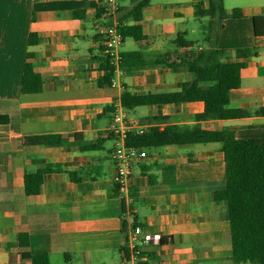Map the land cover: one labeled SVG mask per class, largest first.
<instances>
[{"label":"crops","instance_id":"1","mask_svg":"<svg viewBox=\"0 0 264 264\" xmlns=\"http://www.w3.org/2000/svg\"><path fill=\"white\" fill-rule=\"evenodd\" d=\"M99 1L0 0V264H30L22 253H47L50 264H129L122 221L130 219L144 233L159 235L140 244L143 264H243L231 256L225 202L212 197L225 185L220 141L145 147L147 156L131 168L130 201L117 192L114 140L106 128L122 90L176 91L192 76L152 65L124 70L115 86L98 85V28L109 20L103 11L96 17ZM196 1L150 0L138 21L145 38H122L120 53L139 50L153 58L173 50L181 32L201 44L203 36L187 37L190 18L204 21L194 16ZM229 1L225 6L222 0L226 16L217 47L244 65L238 87L223 93L224 106L249 114L197 120L203 103L196 100L124 108L135 129L197 124L236 138L264 137V113L256 111L264 108V35L254 34L252 21L264 15V0ZM131 6L132 0H119L116 15ZM234 8L241 16L230 14ZM30 33L37 43L28 45ZM238 49L248 52L240 56ZM27 51L42 77L38 92L20 90ZM40 134H58L63 143L29 140ZM36 171L42 173L41 190L27 194L23 176ZM19 234L28 244H18Z\"/></svg>","mask_w":264,"mask_h":264},{"label":"trees","instance_id":"2","mask_svg":"<svg viewBox=\"0 0 264 264\" xmlns=\"http://www.w3.org/2000/svg\"><path fill=\"white\" fill-rule=\"evenodd\" d=\"M149 2L150 0H132L128 13L117 16V28L123 38H145L146 35L138 21ZM101 14L102 9L98 8L96 17ZM230 14L239 17L242 13L234 8ZM194 16L205 19L200 24L203 34L201 44H196L185 37V32H181L172 40L175 46L173 50L158 53L153 58L145 57L139 50L120 53L122 70L160 65L173 71L186 70L192 78L181 82L180 89L176 91L132 93L124 88L119 98L123 108L196 100L203 103L202 111L195 114L197 120L233 118L249 114L241 108L224 106L223 93L238 87L240 69L244 63L230 60L226 50L217 47L218 31L222 27V19L226 16L222 0H206V3L196 1ZM128 19L137 22L127 23ZM252 21L254 34L264 35V15L253 16ZM38 41L39 38L34 33L28 35V45ZM247 52L246 49H238L236 54L244 56ZM32 59L33 53L27 51L22 66L21 92H38L42 88V77L32 69ZM99 59L101 75L97 84L109 85L114 77V68L107 57L102 55ZM256 111L264 113V108ZM0 120H5V117L0 116ZM29 140L36 144L63 143L58 134L32 135ZM206 141H220L223 151L225 185L221 190L215 191L212 197L225 202L232 259L243 264H264V137L236 138L230 131L203 129L197 124H168L162 128L151 126L145 131L130 133L125 140L127 145L135 147ZM47 166L54 168L50 164ZM23 186L27 194L38 193L42 186V173H25ZM122 230L126 235V225L123 221ZM18 244H28L26 234H19ZM22 256L27 258L30 264H50L47 253H22Z\"/></svg>","mask_w":264,"mask_h":264},{"label":"built area","instance_id":"3","mask_svg":"<svg viewBox=\"0 0 264 264\" xmlns=\"http://www.w3.org/2000/svg\"><path fill=\"white\" fill-rule=\"evenodd\" d=\"M100 7L108 16V22L102 24L98 28L101 35L102 54L108 58L109 63L114 68V77L111 78L109 85L118 84V78L123 74L124 70L120 67V45L122 35L118 30L117 10L119 0H100ZM106 131L113 137L114 149V175L113 182L116 185L117 192L124 196V201H130L128 195L131 168L133 163L147 156L145 147H135L127 145L125 140L130 133L142 132V129H135L132 123L126 119L124 108L120 102L114 103L112 119L108 124ZM125 248L124 259L129 264H143L140 260L141 243H149L157 241L159 235L156 233H144L141 226L136 224L132 219L125 223Z\"/></svg>","mask_w":264,"mask_h":264},{"label":"rangeland","instance_id":"4","mask_svg":"<svg viewBox=\"0 0 264 264\" xmlns=\"http://www.w3.org/2000/svg\"><path fill=\"white\" fill-rule=\"evenodd\" d=\"M232 2L229 1V0H225V6H228L230 5ZM205 21V19H204ZM203 21V22H204ZM202 22V23H203ZM188 29H191L193 28V32L189 30V33H188V36L189 38H201L203 35H202V31L200 29V25H199V22L197 20H195L194 18H190L189 19V23H188V26H187ZM203 38V37H202ZM200 43H202V39L199 40ZM197 44V43H196ZM128 264V263H126Z\"/></svg>","mask_w":264,"mask_h":264}]
</instances>
